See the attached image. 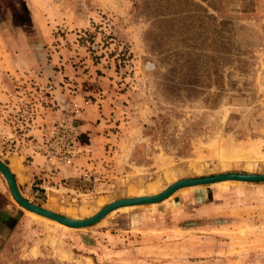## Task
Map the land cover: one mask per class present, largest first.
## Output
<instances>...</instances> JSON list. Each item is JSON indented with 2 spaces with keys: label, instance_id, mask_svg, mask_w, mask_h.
Here are the masks:
<instances>
[{
  "label": "rangeland",
  "instance_id": "rangeland-1",
  "mask_svg": "<svg viewBox=\"0 0 264 264\" xmlns=\"http://www.w3.org/2000/svg\"><path fill=\"white\" fill-rule=\"evenodd\" d=\"M29 153L51 160V183L60 163L88 165L59 207L54 191L21 189L75 220L182 179L264 174V0H0V159ZM0 183V264H150L127 255L145 235L131 227L171 201L151 214V264H202L196 222L205 243H231L219 264H264V183L181 189L80 230L33 217Z\"/></svg>",
  "mask_w": 264,
  "mask_h": 264
},
{
  "label": "crops",
  "instance_id": "crops-1",
  "mask_svg": "<svg viewBox=\"0 0 264 264\" xmlns=\"http://www.w3.org/2000/svg\"><path fill=\"white\" fill-rule=\"evenodd\" d=\"M75 102H77L78 106L83 108L77 112L78 115H80L82 118H84V117L86 118V116H87L86 114H87V111L89 109V105L86 104L85 101L78 100V97L75 98ZM93 129H96V128H94V126H91V124L88 122H83V123L78 125V130H80L81 134H84V135L87 132H89V130H93ZM109 135L112 136L109 133L104 138V140L106 142L109 141V140H107V137ZM96 137H98V136H96ZM101 137H103V134L101 135ZM85 147H90V146H85ZM28 156H29L28 157L29 158L28 163L22 167H21V165L20 166L18 165L16 160L14 161V157L12 155L5 158L6 162L4 160L3 161H4L5 165L12 172L20 192L22 189L23 192L27 194L30 189L32 190L33 188H39L41 191H45L42 193L44 195V194H48L49 191H47V190H50L51 192L54 191L55 193H49L48 194L49 196L56 199V202L51 204L52 206L56 205L59 207L60 202H65V201H68L69 199H72V196H70L68 194L75 191V189H74L75 186L72 184V181L63 182V180H67L70 178L71 179L80 178L81 176H85L87 174L86 170L88 168L87 167L88 165L87 166L84 165L83 167L78 166L76 164V162H74V160L71 159L70 162H64V163L59 164V166H58L59 169L56 171L55 174H53V177H52L53 183H51L49 181L47 182L46 179H44L47 176L45 171H47L49 169V167H50L49 164L51 163V160H46V158L44 156H41L40 154H37V153H35L34 155L29 153ZM82 158H84V155H82L81 159ZM63 191L65 194L61 193ZM205 192L211 193V191H204L203 193H205ZM212 192H214V190H212ZM199 193H201V191ZM189 194L190 193H184L183 198L187 197V196L189 197ZM196 194H198V193H196ZM0 195L7 200V205H5V207H3V208H0V212H7V210L10 209L11 203H10V200H9L8 196L6 195L5 189L3 188L1 183H0ZM24 197L27 198V196H24ZM166 201L167 200H165L163 202H166ZM162 203L156 204V206H159ZM172 204H173V202L171 201L170 203H165V205H163V207H161V208L159 207L155 210L147 211L144 213L140 212L136 215V218L138 220L137 221L138 226L137 227H131V230H137L141 233H145V235L144 236H139V235L135 236L134 235L135 237L131 238V244H133L134 246L132 248H130L128 253H127V255L131 257V259H135L138 262H145V263L149 262L151 264V230H152V228H151V214L154 212H157V211H161V210H163V208L168 207ZM50 207L51 206H49L48 209L52 210L53 212H59L57 210H53ZM204 216H206V215H204V214H203V216L199 215V218H205ZM207 217H208V215H207ZM146 218H148L147 221L145 220ZM213 218H215V217H213ZM216 218H218V217H216ZM110 222L111 221H107V223L106 222L103 223L101 225V227L108 229ZM216 223L218 224V223H224V222L219 221ZM189 224H191V223H186V225H189ZM185 228L192 230V232H195V233H193V234H195L194 241L197 244L196 246H198V247H196V251L200 252V255H199V256H201V258L199 259L200 263H202V264H210V263L211 264H219V263L223 262V261H221L220 258L219 259L217 257L214 258V256L216 254L217 255L219 254V251L221 248H225V249L228 248V246H230L231 243L221 242L219 240L214 239V237L212 238L211 243H205L206 237L203 236L202 233L206 232L209 229V227L203 226V224H198V222H196L194 224V226H185ZM167 229H169V228H167ZM102 230L103 229H101V231ZM169 231H171V230H169ZM207 232H209V231H207ZM105 233H109V232H105ZM105 236L107 237L106 234H105ZM207 244H210V246L208 247ZM163 245L166 246L165 242L163 243ZM202 259H204V261Z\"/></svg>",
  "mask_w": 264,
  "mask_h": 264
},
{
  "label": "water",
  "instance_id": "water-1",
  "mask_svg": "<svg viewBox=\"0 0 264 264\" xmlns=\"http://www.w3.org/2000/svg\"><path fill=\"white\" fill-rule=\"evenodd\" d=\"M0 174L5 179L10 196L13 201L18 205V207L45 219L59 223L60 225H63L67 228L75 230L91 227L99 223L110 213L116 212L123 207H141L149 206L152 204H159L169 199L177 191L185 188L208 186L225 181L241 183H264V174L245 173H221L201 178L182 179L170 184L165 190L156 195L118 199L105 205L103 208H101L98 212H96L89 218L75 220L52 212L48 209L43 208L42 206H39L27 200L21 194L12 172L2 160H0Z\"/></svg>",
  "mask_w": 264,
  "mask_h": 264
},
{
  "label": "trees",
  "instance_id": "trees-1",
  "mask_svg": "<svg viewBox=\"0 0 264 264\" xmlns=\"http://www.w3.org/2000/svg\"><path fill=\"white\" fill-rule=\"evenodd\" d=\"M7 205V200L0 195V208L5 207ZM10 215L7 214V212H0V224L4 227L9 228V221H10Z\"/></svg>",
  "mask_w": 264,
  "mask_h": 264
},
{
  "label": "bare ground",
  "instance_id": "bare-ground-1",
  "mask_svg": "<svg viewBox=\"0 0 264 264\" xmlns=\"http://www.w3.org/2000/svg\"><path fill=\"white\" fill-rule=\"evenodd\" d=\"M232 181H225V182H220V183H216V184H218V185H227V184H229V183H231ZM237 183H241V182H237ZM213 185H215V184H213ZM190 188H194V187H190ZM150 189H152V187L151 188H149V190ZM153 191V190H152ZM173 196V195H172ZM152 205H154V204H152ZM130 208H132V207H123V208H120L119 210L120 211H124V210H128V209H130ZM134 208V207H133ZM69 212H71V211H69ZM112 213H114V212H112ZM112 213H110V214H112ZM30 214L33 216V217H36V218H41V219H45V218H43V217H40V216H38V215H36V214H34V213H31L30 212ZM109 214V215H110ZM48 220V219H47ZM51 221V220H50ZM52 223H54V224H56V225H59V226H61V227H64L63 225H60L59 223H56V222H54V221H51Z\"/></svg>",
  "mask_w": 264,
  "mask_h": 264
},
{
  "label": "built area",
  "instance_id": "built-area-1",
  "mask_svg": "<svg viewBox=\"0 0 264 264\" xmlns=\"http://www.w3.org/2000/svg\"><path fill=\"white\" fill-rule=\"evenodd\" d=\"M64 131L67 132L66 129H64ZM67 135H68V134H67Z\"/></svg>",
  "mask_w": 264,
  "mask_h": 264
}]
</instances>
